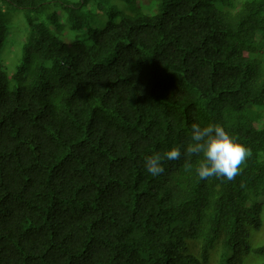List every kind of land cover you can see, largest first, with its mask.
<instances>
[{
    "label": "trees",
    "instance_id": "trees-1",
    "mask_svg": "<svg viewBox=\"0 0 264 264\" xmlns=\"http://www.w3.org/2000/svg\"><path fill=\"white\" fill-rule=\"evenodd\" d=\"M92 1L0 0V48L11 11L27 24L0 63V264H264V0H156L101 31ZM193 123L249 150L235 179L198 177Z\"/></svg>",
    "mask_w": 264,
    "mask_h": 264
},
{
    "label": "rangeland",
    "instance_id": "rangeland-1",
    "mask_svg": "<svg viewBox=\"0 0 264 264\" xmlns=\"http://www.w3.org/2000/svg\"><path fill=\"white\" fill-rule=\"evenodd\" d=\"M156 0H95L90 2L89 7H84V12L89 13L86 16L85 23L87 28L101 31L104 29L106 23L111 19L114 22L119 21V16L127 19H132L137 14L152 15L155 10ZM24 11L17 10L10 12L11 27L7 32L5 42L0 48V63L4 66L8 75H11L21 59L22 56V42L24 40L27 24L24 19ZM29 15L32 16V13ZM65 36L72 41L85 42L87 33L83 30H65ZM258 67L264 69V39L256 48V52L249 57ZM263 113L264 108H256ZM264 223V204L261 214ZM253 240L256 242L264 241V226L259 232L253 234ZM250 241V240H249ZM251 242V241H250ZM233 251L226 253L225 258H230ZM215 260V256L211 257V262ZM245 263L249 264L246 259ZM252 264V263H250Z\"/></svg>",
    "mask_w": 264,
    "mask_h": 264
},
{
    "label": "clouds",
    "instance_id": "clouds-1",
    "mask_svg": "<svg viewBox=\"0 0 264 264\" xmlns=\"http://www.w3.org/2000/svg\"><path fill=\"white\" fill-rule=\"evenodd\" d=\"M191 143L185 149L184 155L202 156L195 169L201 180L211 177L225 178L228 181L239 175L240 167L245 163L249 150L228 134L219 124H209L201 127L193 123L191 126ZM179 147H173L163 154L156 153L147 156L144 167L152 176L164 173L163 161H176L181 158ZM185 171L192 170V164L186 159L183 165Z\"/></svg>",
    "mask_w": 264,
    "mask_h": 264
}]
</instances>
